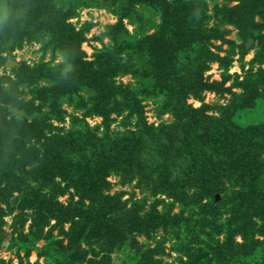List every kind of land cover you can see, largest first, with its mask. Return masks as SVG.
Returning a JSON list of instances; mask_svg holds the SVG:
<instances>
[{
	"label": "rangeland",
	"instance_id": "rangeland-1",
	"mask_svg": "<svg viewBox=\"0 0 264 264\" xmlns=\"http://www.w3.org/2000/svg\"><path fill=\"white\" fill-rule=\"evenodd\" d=\"M0 264H264V0H0Z\"/></svg>",
	"mask_w": 264,
	"mask_h": 264
},
{
	"label": "trees",
	"instance_id": "trees-1",
	"mask_svg": "<svg viewBox=\"0 0 264 264\" xmlns=\"http://www.w3.org/2000/svg\"><path fill=\"white\" fill-rule=\"evenodd\" d=\"M186 10V9H185ZM185 12V14H184V20L187 22V20L186 19H188V18H186L185 19V16H186V14H189V13H192V10H186V11H184ZM252 28V27H251ZM250 37H252V38H255V33H254V31H250ZM166 51H171L172 50V52H173V49H175V47H173L171 44H166ZM181 77V76H180ZM179 77V78H180ZM104 115H105V113H104ZM106 116V115H105ZM104 116V117H105ZM17 125V123L15 124V126ZM93 136V135H92ZM125 139V138H124ZM126 140V139H125ZM122 141H123V139H122ZM121 140H119V142H120V144H121V142H122ZM123 142H125V141H123ZM131 143H132V145H130V150H131V148L132 149H134V148H138L139 150L142 148V149H144V150H148L147 149V147H145V145H143V144H140V140L138 139V140H134V139H132L131 140ZM149 146H151L150 144H149ZM141 151V150H140ZM188 152L190 153V152H193V149H192V147H190V149L188 150ZM148 153H150L149 151H148ZM158 154L157 155H155V157H151V158H157L158 160H160V165L162 166V165H164V163H165V161L166 160H168V159H170V156L166 153V151H163V150H161L160 149V151H158L157 152ZM199 154H202V153H199ZM227 158H230V161H232L233 163H231V165L232 164H234L235 162H236V164L238 165L239 164V162H241V160H240V157H238V158H236V159H234L233 158V155L232 156H229L228 155V157ZM199 161L201 162V167L198 169V171L199 172H206V178H211V175L209 176V174L211 173V172H214V173H216V171L219 169V168H222V166H220V165H222L223 163L221 162L220 164L217 162V160L216 161H214L215 159H213V157L211 156V158L210 159H205V157L204 156H202V155H199ZM251 159V158H250ZM222 161V160H221ZM52 165H55L54 164V162H52ZM136 165V163L135 162H133V166H135ZM169 166V165H168ZM180 167V166H179ZM179 167H175V168H173L172 169V171H174V173L172 172V174L171 175H169V178L171 179V183H172V190L174 191V190H179L182 194H184V196L185 197H188L185 193H184V190L182 189L183 188V186H185L184 185V182H187V181H189V178H190V176H188L187 175V173L185 172L184 174H183V179H182V182H180V180H179V175H180V172H179ZM233 167L235 168V166L233 165ZM58 169L59 170H65V168H61V166L60 167H58ZM165 171H169L168 170V168H165L164 169ZM245 170L248 172H253V173H255V175L256 176H258L259 174H257V172L259 173V171H258V167L256 166V165H254L253 164V162L251 161V160H247L246 161V164H245ZM99 171H101V170H99ZM180 171H183L182 169L180 170ZM237 171H238V169H237ZM219 173V172H218ZM98 174V172L96 171V169L95 168H91L90 167V175L89 174H87L88 175V177H90V180H91V183H90V185L93 187H95V185H97L96 183H98V182H95V180H96V178H99V175H97ZM95 178V179H94ZM209 178V179H210ZM172 181H174V182H177V184H175L174 182H172ZM181 184H182V188H180V186H181ZM213 184H214V182H213ZM21 185H24V180H22V183H21ZM186 187V186H185ZM85 188H87V187H85ZM91 191H93V188H91L90 187V190H86V193H88L89 195H91ZM208 192L210 193V192H217V191H214L213 189H212V187H208V188H205V190H204V193L206 194V195H208ZM178 194H179V192H178ZM89 195H87V197L89 196ZM250 201H251V199L249 198V197H245V198H243V197H240L239 198V201H237L236 203H237V205H235V207H236V211H239L240 213H245V215H244V217H243V222H244V229H245V231L246 232H251V230L249 229V227H248V225H249V223H251V221H252V219H255V209L254 208H251V203H250ZM209 208H213V207H211V205H210V203H207V205H205V206H203V210H202V216L199 218V219H196V222H195V219L192 221V227L195 229H197V227L196 226H198V228H199V230H201V231H203L204 233H205V230L207 229V226H208V223H209V227L211 228V231H213V230H215V233H213V234H211V232H208V233H206V236L209 238V240L210 241H214L215 240V238L216 237H214L213 235H216V234H219V233H221L223 230H225L226 229V227H223V225L222 224H220L219 223V220L217 219V218H214V216L212 215V213H210V211H209ZM67 216L68 217H70V218H72V217H76V212H74V211H69L68 213H67ZM259 217V216H258ZM260 219H261V217H259ZM157 220V218H153V224H155V221L154 220ZM256 220V219H255ZM158 221V223L160 224L162 221L160 220V219H158L157 220ZM113 223H110L111 225H110V227L112 226V231H110V233H116V232H120V229H122L123 227L121 226V224H119V221H117L116 219H114V221H112ZM258 222V221H257ZM162 224V223H161ZM123 230V229H122ZM121 232H123V231H121ZM110 235H112V234H110ZM122 236V235H121ZM194 253H196V252H199L198 250H194L193 251Z\"/></svg>",
	"mask_w": 264,
	"mask_h": 264
},
{
	"label": "water",
	"instance_id": "water-1",
	"mask_svg": "<svg viewBox=\"0 0 264 264\" xmlns=\"http://www.w3.org/2000/svg\"><path fill=\"white\" fill-rule=\"evenodd\" d=\"M254 42V39L253 38H250L247 42V46L251 45V43Z\"/></svg>",
	"mask_w": 264,
	"mask_h": 264
}]
</instances>
